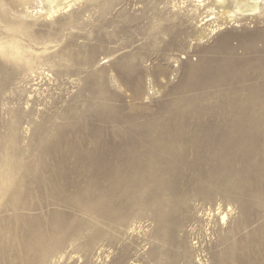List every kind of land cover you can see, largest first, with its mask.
I'll use <instances>...</instances> for the list:
<instances>
[{
  "label": "rangeland",
  "instance_id": "obj_1",
  "mask_svg": "<svg viewBox=\"0 0 264 264\" xmlns=\"http://www.w3.org/2000/svg\"><path fill=\"white\" fill-rule=\"evenodd\" d=\"M253 2L0 0V264H264Z\"/></svg>",
  "mask_w": 264,
  "mask_h": 264
},
{
  "label": "bare ground",
  "instance_id": "obj_2",
  "mask_svg": "<svg viewBox=\"0 0 264 264\" xmlns=\"http://www.w3.org/2000/svg\"><path fill=\"white\" fill-rule=\"evenodd\" d=\"M190 1L194 2L195 6H196L195 9H201L202 8L201 6L205 5V3H204L205 0H190ZM253 1H254L253 3H247L243 6H240L238 10L244 12L245 14H253L258 8V0H253ZM223 2H224V0H221V3H223ZM108 4H111V3H107V7H105V9H104L105 13H108V11H109L110 5L108 6ZM165 13L166 12H164L163 9L158 10V9H154V7H153V15H157L160 18H156V20L154 21L153 18L150 16V19H147V21H143L142 26L143 27L150 26V28L152 30H154L155 34H161L162 29H164L165 27L172 32L180 31L183 34L190 33V31L188 32V25H187L188 21H187V19L184 20V18L177 16V17H179V19L174 20L171 17L175 16L177 14L172 13L168 17H164ZM144 14H145V16H143V19L148 18L149 15H146V13H144ZM212 18L213 17L208 18L207 21L212 19ZM160 37L163 38L162 35L158 36V38H160Z\"/></svg>",
  "mask_w": 264,
  "mask_h": 264
}]
</instances>
